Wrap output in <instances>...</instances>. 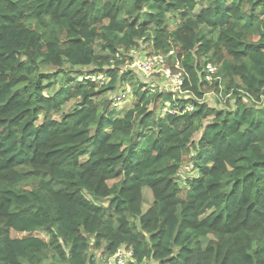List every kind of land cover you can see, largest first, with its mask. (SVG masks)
I'll use <instances>...</instances> for the list:
<instances>
[{
  "label": "trees",
  "instance_id": "16d2710c",
  "mask_svg": "<svg viewBox=\"0 0 264 264\" xmlns=\"http://www.w3.org/2000/svg\"><path fill=\"white\" fill-rule=\"evenodd\" d=\"M142 48L183 93L122 73ZM263 100L264 0H0V264H264Z\"/></svg>",
  "mask_w": 264,
  "mask_h": 264
},
{
  "label": "built area",
  "instance_id": "2783aa9c",
  "mask_svg": "<svg viewBox=\"0 0 264 264\" xmlns=\"http://www.w3.org/2000/svg\"><path fill=\"white\" fill-rule=\"evenodd\" d=\"M138 52H134L133 58H136ZM172 55V53L170 54ZM168 57L163 55H149L146 56L143 61L134 62L127 65L126 70H134L140 72L145 78H150L152 76L158 77L159 79L167 80L169 86L165 90L171 93H183L182 88L185 81V75L183 72L173 73L171 67L167 63ZM176 68L179 69L178 64ZM206 81L214 82L220 80V78H215L218 73V68L212 64H207L205 69ZM86 80L99 81V78H95L89 74L85 77L80 78V82ZM154 86V87H153ZM151 91H156V86L151 85ZM207 97V96H206ZM126 99V93L118 94L113 101V107L116 108L123 104ZM116 106V107H115ZM117 109V108H116ZM194 107L192 105L188 106L186 111L192 112ZM163 113L177 114L178 110H170L169 106H164L162 109ZM97 258L94 260L95 264H128L131 259H133V252L131 250L121 249L114 256L110 258Z\"/></svg>",
  "mask_w": 264,
  "mask_h": 264
},
{
  "label": "rangeland",
  "instance_id": "374dc122",
  "mask_svg": "<svg viewBox=\"0 0 264 264\" xmlns=\"http://www.w3.org/2000/svg\"><path fill=\"white\" fill-rule=\"evenodd\" d=\"M39 30L42 32L41 29H39ZM135 51L136 50H131V51H129L127 53L124 50H121L119 60L120 61H125L126 60L128 62V64H130L131 60L133 59V54H134ZM126 69H127V66H125L123 68V72L122 73H124L126 71ZM86 70L88 72V70H90V69L88 68ZM148 80L156 82L155 84H150V86L151 85H155L156 86V90L158 88H160V89L165 91L166 88H168V86H169L167 80L158 79L155 76H152V77L148 78ZM217 81H219L220 93L222 94L223 88H224L225 84L227 83V80L224 78V76H222V78H220V80H217ZM209 83L212 84L213 82L210 81ZM123 90H121L120 92H118L115 95V97H116L118 94L126 93V99L124 100L123 104L118 106V107L115 106L117 109L114 108V110H116L117 113H122L123 111L130 109L134 105L136 100H137L136 97L134 96V94L132 93V90H131V94H130V91L125 90V92H122ZM215 94L216 93L209 94V95L206 94L205 95V96H207V97H205V101L209 105L216 107L217 110H222V111H227V112L233 110L234 99L230 95H228V96H226L224 98V99H226V98H228V99L222 100V99H219L217 96H215ZM75 105H76V101L75 100H72L71 102H69L67 105H65L63 107V112L60 114V116L62 117L63 115H66L67 113L71 112L74 109ZM258 107H259V109H263L264 108V100L262 101V103H260L258 105ZM120 115H122V114H120ZM60 116L57 117V118L59 119ZM189 165L184 167L183 172H182L183 173L182 177H184L185 175L188 176V175L191 174L189 172L190 168H191ZM182 181H183V178H182ZM143 198H144L143 212H146V210L152 206L153 201H154L153 200V195H152L151 191L148 188H145L143 190ZM34 235L47 240V236L44 233H42V232L34 233ZM11 236L13 238H23L26 235H24V234L22 235V234H18V233L13 232L11 234ZM201 242H202L203 248H205L207 246V244H208V240L206 238L201 239Z\"/></svg>",
  "mask_w": 264,
  "mask_h": 264
},
{
  "label": "crops",
  "instance_id": "0c3cea01",
  "mask_svg": "<svg viewBox=\"0 0 264 264\" xmlns=\"http://www.w3.org/2000/svg\"><path fill=\"white\" fill-rule=\"evenodd\" d=\"M136 52H138V54H137V56H136V58H134L133 59V61L130 63V64H132V63H134V62H138V61H143L144 59H145V57L146 56H149L150 55V52L148 51V50H143V48L142 49H136ZM130 64H128V65H130ZM135 72H137V73H139L140 74V72H138V71H135ZM139 77L140 78H145L142 74H140L139 75ZM145 79H147V78H145ZM148 80V79H147ZM149 81V80H148ZM124 89V90H123ZM160 89V88H159ZM167 89V88H166ZM121 90H123L122 92H125V90H128V91H130V94H131V88L129 87V86H125L124 88L122 87V88H120L119 89V91L118 92H120ZM160 90H162V89H160ZM226 99H228V98H226ZM225 99V100H226ZM233 109H234V106H233ZM149 209V208H148ZM147 209V210H148ZM146 210V211H147ZM145 213V212H144ZM100 254L101 253H98L97 255V258H101V256H100Z\"/></svg>",
  "mask_w": 264,
  "mask_h": 264
}]
</instances>
